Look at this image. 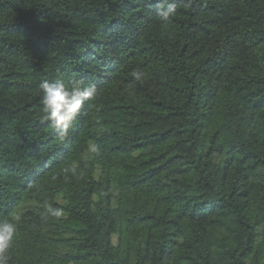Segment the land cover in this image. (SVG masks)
I'll use <instances>...</instances> for the list:
<instances>
[{"label": "trees", "instance_id": "obj_1", "mask_svg": "<svg viewBox=\"0 0 264 264\" xmlns=\"http://www.w3.org/2000/svg\"><path fill=\"white\" fill-rule=\"evenodd\" d=\"M157 2L0 0L9 264H264V0ZM57 78L97 88L63 141Z\"/></svg>", "mask_w": 264, "mask_h": 264}, {"label": "clouds", "instance_id": "obj_2", "mask_svg": "<svg viewBox=\"0 0 264 264\" xmlns=\"http://www.w3.org/2000/svg\"><path fill=\"white\" fill-rule=\"evenodd\" d=\"M185 7H191L186 3ZM176 14L174 0H158L155 15L162 22H168ZM132 76L140 81L144 73L133 71ZM40 90V111L44 121L55 131L58 139L63 141L73 130L78 118L83 115V110L90 106L97 97V88L94 84L85 83L78 78L65 80H42ZM96 150L95 148L93 149ZM47 212L55 217L62 215L61 210L54 209L51 205L46 206ZM20 216L16 215L12 220H0V264H9L8 252L12 247L17 231Z\"/></svg>", "mask_w": 264, "mask_h": 264}, {"label": "rangeland", "instance_id": "obj_3", "mask_svg": "<svg viewBox=\"0 0 264 264\" xmlns=\"http://www.w3.org/2000/svg\"><path fill=\"white\" fill-rule=\"evenodd\" d=\"M98 174H99V172H98ZM58 200H59V201H62L61 198L58 199ZM113 242H114L115 244H117V242H118V236H117V235L113 237Z\"/></svg>", "mask_w": 264, "mask_h": 264}]
</instances>
